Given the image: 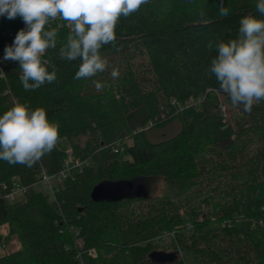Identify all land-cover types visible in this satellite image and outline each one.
Returning a JSON list of instances; mask_svg holds the SVG:
<instances>
[{"label":"trees","instance_id":"obj_1","mask_svg":"<svg viewBox=\"0 0 264 264\" xmlns=\"http://www.w3.org/2000/svg\"><path fill=\"white\" fill-rule=\"evenodd\" d=\"M223 4L226 17L220 0H150L121 17L116 46L101 49L105 71L88 79L74 78L80 60L58 58L68 34L60 27L46 54L58 78L34 91L24 90L18 61L3 59L25 24L0 16V115L16 102L44 108L82 165L50 192L43 174L65 170L57 146L31 168L0 160V247L18 244L0 264H186V252L195 264H264V101L251 113L233 106L208 71L217 53L206 48L235 38L242 17L264 16L257 0ZM221 95L238 111L234 122ZM172 122L178 134L149 139ZM151 179L164 181V194L148 193ZM138 182L145 194H128ZM15 183L26 192L10 200Z\"/></svg>","mask_w":264,"mask_h":264},{"label":"clouds","instance_id":"obj_2","mask_svg":"<svg viewBox=\"0 0 264 264\" xmlns=\"http://www.w3.org/2000/svg\"><path fill=\"white\" fill-rule=\"evenodd\" d=\"M150 0H0V16L9 20L21 17L20 29L11 45L4 49V61H18L24 90L34 91L57 80V66L47 58L57 49L59 28L68 34L58 50L62 61L80 60L75 79H88L104 72L108 61L101 54L105 45L116 46V27ZM256 10L264 16V0H257ZM205 13L201 12V19ZM219 15L229 10L220 0ZM62 25L51 27L52 22ZM206 48L216 51L208 71L228 95L233 106L251 113L264 101V18L248 14L241 18L235 38L209 39ZM111 75L120 73L113 68ZM96 87H101L96 82ZM60 140L59 124L48 119L44 108L30 109L16 102L0 115V160L10 165L33 167L50 154Z\"/></svg>","mask_w":264,"mask_h":264},{"label":"rangeland","instance_id":"obj_3","mask_svg":"<svg viewBox=\"0 0 264 264\" xmlns=\"http://www.w3.org/2000/svg\"><path fill=\"white\" fill-rule=\"evenodd\" d=\"M3 61V59L1 58ZM219 101H220V106L221 110L225 116V118L229 121H233L238 117V111L231 105L230 102L226 101L224 97L219 96ZM223 105L226 107L223 109ZM181 126L178 122H172L168 124L167 126L163 128H157L153 129L149 132V139L153 142H159L163 141L167 138L173 137L176 134L180 132ZM129 142V139L127 140ZM131 143V142H130ZM58 151H59V156L60 160L62 161L64 168L67 169L66 162L69 161L70 165H72V155H71V150H70V145L69 142L64 139L60 142L57 143ZM52 187H55L57 185V181L54 179L51 181ZM43 189H49L51 192L50 188L47 187L46 185H42ZM146 190L148 193L152 196H160L164 194L166 186L163 180L161 179H151L146 182ZM41 189V187L39 188ZM23 194H20L19 196L16 197L18 200L19 197H22ZM4 246L0 247V254H3L4 252H9L11 250H14L18 248V244L15 241V239H9L8 241L6 240V243L3 244ZM184 259L186 261V264H195V259L190 252H186L184 254Z\"/></svg>","mask_w":264,"mask_h":264},{"label":"built area","instance_id":"obj_4","mask_svg":"<svg viewBox=\"0 0 264 264\" xmlns=\"http://www.w3.org/2000/svg\"><path fill=\"white\" fill-rule=\"evenodd\" d=\"M11 36H13V34H11ZM12 61H8V63H11ZM223 97V96H222ZM189 105H192L193 104V100H191L189 103ZM226 107L223 105V109H225ZM72 165H70V162L67 161L66 162V167L67 169L63 170L60 174L58 175H54V176H51V175H48L46 173L43 174V177H42V182L47 185L51 191H53L54 187H52L51 185V181L52 180H56L58 184H61L63 183L64 179L66 178L67 174H66V170H68L69 168H75L77 169L78 171H81V164L76 162L73 157H72V161H71ZM26 192V188L25 187H22L21 185L19 184H14V187H13V190L12 192L6 196V198L10 199V200H14L16 199L17 196H19L20 194H24ZM89 255L91 258L93 259H96L98 258V253L95 251V250H90L89 251ZM80 257V255H79ZM82 264V263H81Z\"/></svg>","mask_w":264,"mask_h":264},{"label":"water","instance_id":"obj_5","mask_svg":"<svg viewBox=\"0 0 264 264\" xmlns=\"http://www.w3.org/2000/svg\"><path fill=\"white\" fill-rule=\"evenodd\" d=\"M128 189L126 190L127 191V193L128 194H131V193H135V194H137V193H143V194H145V189H144V187L142 186V183L141 182H138V183H130V184H128ZM154 260H156V256L155 255H152L151 256ZM162 260H173V257H163V259Z\"/></svg>","mask_w":264,"mask_h":264}]
</instances>
